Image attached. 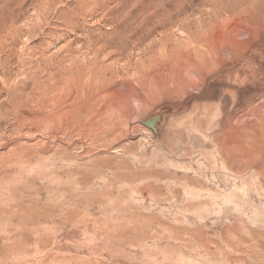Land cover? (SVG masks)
<instances>
[{
  "label": "rangeland",
  "instance_id": "374dc122",
  "mask_svg": "<svg viewBox=\"0 0 264 264\" xmlns=\"http://www.w3.org/2000/svg\"><path fill=\"white\" fill-rule=\"evenodd\" d=\"M0 264H264V0H0Z\"/></svg>",
  "mask_w": 264,
  "mask_h": 264
}]
</instances>
